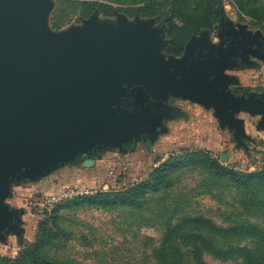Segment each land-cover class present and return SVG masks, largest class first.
Wrapping results in <instances>:
<instances>
[{
  "label": "rangeland",
  "instance_id": "1",
  "mask_svg": "<svg viewBox=\"0 0 264 264\" xmlns=\"http://www.w3.org/2000/svg\"><path fill=\"white\" fill-rule=\"evenodd\" d=\"M77 1L83 0H62L61 4L45 0L47 8L42 28L47 36L84 31L93 19L99 29L108 26L110 31L118 27L121 19L129 27L147 25V33H155V37L138 44L134 51L156 45L149 55L155 53L162 56L165 63L172 62L171 71L179 64L183 69L188 68L186 57L191 49L196 53L203 46L204 53L213 51L217 56L221 27L230 44L239 43L242 37L264 44V0H242L243 6L238 0H224L222 6L217 0H187L190 8L181 6L169 14L162 9L151 17H141L135 13L136 6H128L127 12L114 11L105 16L96 10L87 18L73 11L70 3ZM161 3L171 7L167 5L171 0ZM205 11L215 17L212 26L199 29L190 37L180 55L171 54L170 22L178 27L183 21L196 23L203 19L199 15ZM187 13H193V19ZM229 47L227 50H231ZM250 50H244L243 54L251 68H242L236 73L223 70L219 76L228 77L230 81L222 89L233 98H262L264 102V55L256 48ZM134 91L137 92L131 102L121 97L113 99L111 107L118 111L117 117L127 118L145 110L137 103L138 98L144 99L140 89ZM173 99L179 100L175 104H179V112L183 111L186 118L167 122L166 134L158 137L155 120L150 140L143 142L136 138L124 144L104 145L98 153L92 151L76 157L72 163L58 166L49 175L28 178L17 186L13 181L7 202L17 211L19 220L16 226L10 220L0 231V257L17 258L35 242L39 233L47 231L52 211L60 206V231L44 251L59 260L79 264H191V252L182 246L181 238L192 234L211 240L216 249L245 247L255 255L258 264H264V187L252 184L242 189L213 177L201 166H188L171 174L159 191L148 192L140 199L138 207L100 208L73 200L100 192H124L148 180L163 164L178 162L191 152H203L238 174L264 170L262 105L256 104L258 113L244 109L232 113L241 126L235 127L226 121L220 123L214 115V106L205 108L187 98ZM22 169L14 170V179L21 177ZM72 192L77 195L71 196ZM203 259L207 264H230L208 255Z\"/></svg>",
  "mask_w": 264,
  "mask_h": 264
},
{
  "label": "water",
  "instance_id": "2",
  "mask_svg": "<svg viewBox=\"0 0 264 264\" xmlns=\"http://www.w3.org/2000/svg\"><path fill=\"white\" fill-rule=\"evenodd\" d=\"M46 8L45 0H0V231L19 220L7 202L16 168L26 179L44 176L96 147L144 133L151 113L121 118L111 107L115 98L132 100L134 90L155 102L187 98L214 106L220 123L235 127L241 126L232 113H258L259 103L264 127L262 98H233L222 89L230 79L219 75L240 56L238 47L217 56L203 46L191 49L188 68L171 71L172 62L149 55L156 45L134 51L155 37L147 25L129 27L121 19L110 31L93 19L84 31L49 37L42 28Z\"/></svg>",
  "mask_w": 264,
  "mask_h": 264
},
{
  "label": "trees",
  "instance_id": "3",
  "mask_svg": "<svg viewBox=\"0 0 264 264\" xmlns=\"http://www.w3.org/2000/svg\"><path fill=\"white\" fill-rule=\"evenodd\" d=\"M56 1L60 2V4L62 3V0ZM161 1L162 0H83L79 3L77 1L75 3L71 2L70 4L73 5V11L82 18L89 17L96 10L105 16L111 15L114 11L127 12L126 7L128 6H136L135 13H138L141 17L154 16L162 9L166 11L165 13L169 14L181 6L190 8V4L187 5V0H171V3L167 4L171 6L169 8L168 6L164 7L166 5L161 3ZM217 1L220 6L223 5L224 0ZM238 2L241 6L244 5L242 0H238ZM72 5H70V7ZM210 10H212V8H210ZM253 11L257 12L256 9ZM200 14L201 15H198L203 16V19L196 23L189 24L183 21L182 25L178 27L170 22L168 35L170 39H172L170 44L171 54L176 56L180 55L184 45L190 37L196 35L199 29L212 26L215 21L213 18L215 17L213 15L211 16L206 11ZM187 16L193 19L194 15L193 13H187ZM259 16L263 17L262 14ZM262 17H260V19ZM150 139L151 138H149V140ZM100 147H96L95 149H99ZM188 166H201L213 177L224 179L242 189H247L252 184L264 187V170L250 174H238L221 166L203 152H191L183 155L178 162L173 161L163 164L160 168L153 171L148 180L140 182L124 192L116 194L100 192L90 196H79L73 200L79 204L86 202L100 208L114 206L138 207L140 206V199L145 197L148 192L159 191L171 174L180 168ZM52 171H49L47 174L49 175ZM15 185L22 184L17 183L14 184V186ZM60 208V206H55V209L52 211L50 219L48 220L49 227L46 232L39 233L35 242L26 247L17 258L6 259L0 257V264H79L73 261L53 258L44 252L45 248L51 244L55 234L60 231L58 225V211ZM181 239L183 242L182 246L188 248L191 252L189 255L191 256V264H207L203 259L204 255L230 264H258L255 255L245 247L230 246L225 249H216L215 243L211 240L192 234H184Z\"/></svg>",
  "mask_w": 264,
  "mask_h": 264
},
{
  "label": "flooded vegetation",
  "instance_id": "4",
  "mask_svg": "<svg viewBox=\"0 0 264 264\" xmlns=\"http://www.w3.org/2000/svg\"><path fill=\"white\" fill-rule=\"evenodd\" d=\"M220 39H219V47H218V51L222 49V51H226L229 47V49H234L237 48L238 49V54H240V56L238 57H233L232 58V64L233 66L231 68H228L231 72L236 73L238 72V70L240 69H249L251 68L250 66H247V62L245 61V57L243 54L244 50H251L252 51L254 48L258 49L259 52L264 55V44L257 42L256 40H252V41H248L245 39V37H242V39H239V43L236 44H230V39H228L225 36L224 33V27H221V31H220ZM222 45V46H220ZM241 46V47H240ZM231 76L233 77H237L236 74H231ZM242 85V84H241ZM241 88V86H238ZM234 90L237 92L238 89L234 88ZM242 90H239L238 92H241ZM242 95V94H241ZM131 102V100H129ZM177 101H179L178 99H173V98H168L167 101H159V102H155L151 99H149L148 97L143 99V101L141 102V106L144 107L145 110H141V114H152L153 117L148 120L149 125L148 127V132H146L147 127L145 128V133L140 134L139 136H137V140L138 141H147L149 140V138L152 136V129H153V123L156 120V124H157V131L156 133H158V137L162 134H166L168 132L167 128H166V124L167 122L173 121L174 119H178V117L181 118H186L185 114H182V112H179V110H181V108L179 107V104H175ZM166 116V118H165ZM153 121V123H152ZM218 123V122H217ZM136 138L134 140H136ZM93 153H98V149L93 150ZM14 182L17 183H23L26 182L27 180H25L23 178V176L21 175V177L19 176L18 178H15L13 180ZM12 208V207H11Z\"/></svg>",
  "mask_w": 264,
  "mask_h": 264
},
{
  "label": "built area",
  "instance_id": "5",
  "mask_svg": "<svg viewBox=\"0 0 264 264\" xmlns=\"http://www.w3.org/2000/svg\"><path fill=\"white\" fill-rule=\"evenodd\" d=\"M85 193H87V192H85ZM76 195H77V193H73V192L71 194V196H76Z\"/></svg>",
  "mask_w": 264,
  "mask_h": 264
},
{
  "label": "crops",
  "instance_id": "6",
  "mask_svg": "<svg viewBox=\"0 0 264 264\" xmlns=\"http://www.w3.org/2000/svg\"><path fill=\"white\" fill-rule=\"evenodd\" d=\"M24 179L27 180V181L29 180V179H26V178H24ZM27 181H26V182H27Z\"/></svg>",
  "mask_w": 264,
  "mask_h": 264
}]
</instances>
